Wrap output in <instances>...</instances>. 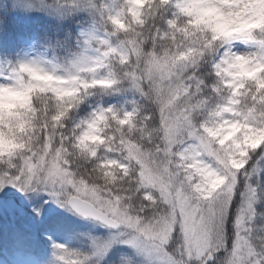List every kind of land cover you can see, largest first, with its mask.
<instances>
[{
    "label": "snow or ice",
    "instance_id": "1",
    "mask_svg": "<svg viewBox=\"0 0 264 264\" xmlns=\"http://www.w3.org/2000/svg\"><path fill=\"white\" fill-rule=\"evenodd\" d=\"M57 3L93 18L44 37L67 66L21 48L0 71V238L12 225L0 264H51L45 244L56 264H112L118 248L119 264H264V26L218 34L221 0ZM230 3L241 23L264 14V0ZM34 11L0 4V54L12 20ZM118 94L132 106L104 99ZM68 221L105 237L70 250L51 235Z\"/></svg>",
    "mask_w": 264,
    "mask_h": 264
},
{
    "label": "trees",
    "instance_id": "2",
    "mask_svg": "<svg viewBox=\"0 0 264 264\" xmlns=\"http://www.w3.org/2000/svg\"><path fill=\"white\" fill-rule=\"evenodd\" d=\"M107 2L112 3L113 0H107ZM3 3L4 0H0V4ZM29 3L33 9H36L37 11H34L30 16L17 17L12 20L13 36L3 42V47L7 49L9 55H7L5 58H0V71L6 70V59L8 57L22 56L23 53L20 55H17L16 53L21 48L26 50L29 47H32L31 49H33V51L44 55L45 59L47 58V60L52 61L53 64H58V62H55L53 59L54 54H59L58 56H60V58H62V55L70 57V54L59 48L55 51V53H53L51 48L42 47L41 44L44 40V37L50 36L55 39L56 35L59 34V36L63 38L67 30H72L74 33H78L81 27L84 29V31H88L92 27L93 18L91 15L84 11L78 13L70 12L66 8H61L57 3V0H29ZM49 12H52V15H49ZM61 15H66L67 18L61 21L58 19ZM70 47L72 51L78 50L76 48L75 37H73V39L70 41ZM91 99L95 100L97 98L92 97ZM104 99H109L112 103L117 104V106L130 108L134 98L131 95L125 97L123 94H118L119 103H117V99H112L109 97H104ZM89 103H91V100ZM81 109L82 111L77 113L79 118H82L87 114V111L91 110L87 108V104L81 105ZM69 225L70 231H72V229H76V227L71 223H69ZM11 226V223L2 226L3 237L0 238V249H8L7 241ZM54 232L61 234L62 236L69 233L59 230ZM256 236H258V234H256ZM66 247L77 253H83L79 246H75V244H70Z\"/></svg>",
    "mask_w": 264,
    "mask_h": 264
},
{
    "label": "rangeland",
    "instance_id": "3",
    "mask_svg": "<svg viewBox=\"0 0 264 264\" xmlns=\"http://www.w3.org/2000/svg\"><path fill=\"white\" fill-rule=\"evenodd\" d=\"M80 31H84V29L81 27L79 29ZM238 50L241 51H248L249 48L244 45V44H238ZM32 47L27 48L26 50H24V52L27 53V58H43L45 59L44 55L39 54L36 51H33V49H31ZM59 55V54H58ZM56 54H54L53 56H55L54 61L58 62V65L67 66V61L68 59H70L71 57H66L64 55H62V58H60V56H58ZM0 58H5L4 55H0ZM25 55L22 54V56H13V57H8L6 59V69L8 68L9 64H15L17 62L18 59H24ZM47 60V58L45 59ZM45 67H50L51 65L49 64H45ZM262 163H264V161H262ZM69 223H71L72 225H74L76 227V229H72V231H70L69 233L65 234V235H61V234H57L56 232H52V239L54 241H57L59 243L65 244V245H73L75 244V246H79V248L81 249V251L83 252L82 255L84 254H90L93 251V247H92V241L96 240L97 243L101 242L102 239L105 237V233L101 230V229H94L92 227V225L83 222V221H68ZM10 224V222L8 221L7 217H5L4 222H3V226ZM71 232H79L82 233V235H78L75 237H71L70 233ZM259 234V236H257L258 238V243H264V225H258L256 230H255V236L256 234ZM97 238H100L99 240H97ZM45 248L47 249V258L49 259V261L51 262V264H56L53 254H52V250L50 248H48V246L45 244L44 245ZM123 254V250L122 249H116L115 251H113V253L111 254V256L108 258L109 262H112V264H119V257ZM8 249H0V257H2L4 260H7L8 258ZM98 259V258H97Z\"/></svg>",
    "mask_w": 264,
    "mask_h": 264
},
{
    "label": "clouds",
    "instance_id": "4",
    "mask_svg": "<svg viewBox=\"0 0 264 264\" xmlns=\"http://www.w3.org/2000/svg\"><path fill=\"white\" fill-rule=\"evenodd\" d=\"M234 4L230 3V0H221V5L218 9L211 12L208 19L216 25V31L218 34H225L227 30L236 25L239 29H245L252 26H264V14L260 15L255 21L245 20L240 22L241 18L246 14V9L240 11H233ZM201 23L205 22L204 18H201Z\"/></svg>",
    "mask_w": 264,
    "mask_h": 264
}]
</instances>
